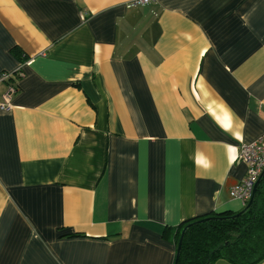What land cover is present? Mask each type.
<instances>
[{
  "label": "crops",
  "instance_id": "crops-1",
  "mask_svg": "<svg viewBox=\"0 0 264 264\" xmlns=\"http://www.w3.org/2000/svg\"><path fill=\"white\" fill-rule=\"evenodd\" d=\"M129 1L0 0V264H173L179 224L244 207L264 0Z\"/></svg>",
  "mask_w": 264,
  "mask_h": 264
},
{
  "label": "trees",
  "instance_id": "trees-1",
  "mask_svg": "<svg viewBox=\"0 0 264 264\" xmlns=\"http://www.w3.org/2000/svg\"><path fill=\"white\" fill-rule=\"evenodd\" d=\"M209 213L178 225L174 244L188 222L178 255L173 264H214L222 259L229 264H258L264 259V176L252 204L243 212ZM238 214L235 217H230Z\"/></svg>",
  "mask_w": 264,
  "mask_h": 264
},
{
  "label": "built area",
  "instance_id": "built-area-1",
  "mask_svg": "<svg viewBox=\"0 0 264 264\" xmlns=\"http://www.w3.org/2000/svg\"><path fill=\"white\" fill-rule=\"evenodd\" d=\"M150 0H131L127 6H135L147 3ZM20 71L0 72V82L6 83V87L0 95V109L8 110L11 108V99L17 90V82L15 77L18 78ZM239 159L245 164L246 170L244 177L230 189V195L233 198L240 200L244 205L251 197L253 187L262 171H264V136L258 139L243 143L239 151Z\"/></svg>",
  "mask_w": 264,
  "mask_h": 264
},
{
  "label": "water",
  "instance_id": "water-1",
  "mask_svg": "<svg viewBox=\"0 0 264 264\" xmlns=\"http://www.w3.org/2000/svg\"><path fill=\"white\" fill-rule=\"evenodd\" d=\"M262 176H264V171H262V173L260 174L259 178H258L257 181L255 182L254 187H253V191H252V194H251V197L249 198V200L247 201V203L244 205V207L241 209L240 212L245 211V210H246V209L252 204V202H253V200H254L255 193H256L257 186H258V184H259V182H260ZM236 215H238V214H234V215H232V216H230V217H235ZM195 222H196V221L188 222L187 224H185V225L182 227V229H181V231H180V238H179V241H178V244H177V247H176V255H178V252H179V249H180V244H181V239H182V236H183V233H184L185 229H186L189 225H191L192 223H195Z\"/></svg>",
  "mask_w": 264,
  "mask_h": 264
}]
</instances>
